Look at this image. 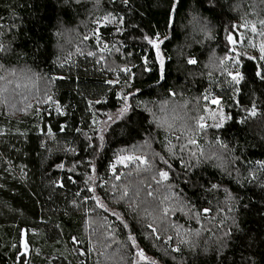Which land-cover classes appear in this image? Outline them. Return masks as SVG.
Segmentation results:
<instances>
[{
    "label": "trees",
    "instance_id": "1",
    "mask_svg": "<svg viewBox=\"0 0 264 264\" xmlns=\"http://www.w3.org/2000/svg\"><path fill=\"white\" fill-rule=\"evenodd\" d=\"M262 49L264 0H0V264H264Z\"/></svg>",
    "mask_w": 264,
    "mask_h": 264
},
{
    "label": "rangeland",
    "instance_id": "2",
    "mask_svg": "<svg viewBox=\"0 0 264 264\" xmlns=\"http://www.w3.org/2000/svg\"><path fill=\"white\" fill-rule=\"evenodd\" d=\"M157 54H158V59H159L160 62L162 63V57H161V53H160V51H157ZM214 103H216V101H215ZM122 161L125 162V163H128V162H131L132 159L129 158V157H126L125 159H121V162H122ZM21 249H22V252H23V253L26 252V247H25V243H24L23 240L21 241Z\"/></svg>",
    "mask_w": 264,
    "mask_h": 264
},
{
    "label": "snow or ice",
    "instance_id": "3",
    "mask_svg": "<svg viewBox=\"0 0 264 264\" xmlns=\"http://www.w3.org/2000/svg\"><path fill=\"white\" fill-rule=\"evenodd\" d=\"M229 39H231V37H229ZM150 42H151V41H150ZM157 47H158V46H157ZM262 50H264V49H262ZM189 63H195V61L190 60ZM161 176L164 177V178L166 179V178H167V173L162 172V173H161ZM139 255L143 258V252L139 253Z\"/></svg>",
    "mask_w": 264,
    "mask_h": 264
}]
</instances>
